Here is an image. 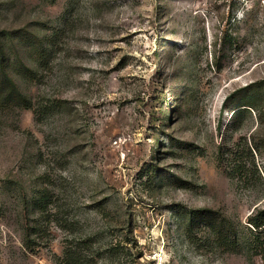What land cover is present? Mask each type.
I'll use <instances>...</instances> for the list:
<instances>
[{"label":"rangeland","instance_id":"374dc122","mask_svg":"<svg viewBox=\"0 0 264 264\" xmlns=\"http://www.w3.org/2000/svg\"><path fill=\"white\" fill-rule=\"evenodd\" d=\"M0 31L33 104L0 101V264L90 233L97 264H264V0H0Z\"/></svg>","mask_w":264,"mask_h":264},{"label":"trees","instance_id":"16d2710c","mask_svg":"<svg viewBox=\"0 0 264 264\" xmlns=\"http://www.w3.org/2000/svg\"><path fill=\"white\" fill-rule=\"evenodd\" d=\"M14 42L15 40L12 34L0 31V101L11 107L18 106L31 109L33 106L32 100L22 92L17 80L10 73L12 61L8 58L7 48L9 45H14ZM24 48L22 52L27 51L29 59H32L34 62H40L47 55L49 48L48 38L35 36L25 43ZM21 54V51H18L17 57H20ZM41 184L42 189L39 191L38 199L34 204V212L38 216L40 215V217L39 220L31 221L27 225L25 244L28 248H32L35 242L30 238L34 234L42 232L44 220L49 215L50 208L54 202V194L49 188L51 186L50 184H52L51 178H46V176L42 177ZM204 216L201 213L196 217V221L201 222L205 220ZM249 223L256 229L264 227V211L251 217ZM75 240L79 242L77 244L68 243L65 246L63 256L60 258L61 264H97L98 255L101 254V248L98 246L100 242L99 235L90 233L85 237ZM108 252L109 257L114 253L117 255V252H119V243L109 246Z\"/></svg>","mask_w":264,"mask_h":264}]
</instances>
